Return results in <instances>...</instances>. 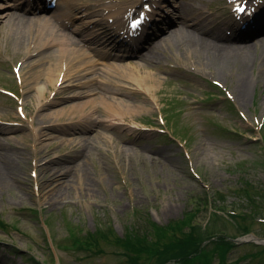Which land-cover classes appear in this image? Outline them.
Wrapping results in <instances>:
<instances>
[{
	"label": "rangeland",
	"instance_id": "1",
	"mask_svg": "<svg viewBox=\"0 0 264 264\" xmlns=\"http://www.w3.org/2000/svg\"><path fill=\"white\" fill-rule=\"evenodd\" d=\"M75 1L70 6L58 0L51 12L60 14L57 21L28 4L16 8L22 0H0V153L7 157L0 154V264H130L106 243L92 251L64 244L76 228L84 233L108 224L122 235L130 223L139 229L151 222L164 224L181 218L189 207L201 234L223 228L235 234L238 224L224 221L225 212L217 215L212 200L205 205L200 197L203 191H221L224 206L240 211L246 200L234 190L241 178L264 189V74L256 58L264 50L258 47L248 60L243 77L251 83L244 101L237 97L240 71L234 62L218 69L190 52L193 48L184 41L168 45L172 31L142 42L132 55L100 49L124 54L119 58H101L83 46V61L66 66L58 60V47L45 43L59 29L80 41L72 30H87L78 25L80 16L73 18L71 28L66 26L62 13L94 11L95 21L105 23L106 18L114 24L111 7L120 6L122 12L130 0ZM230 1L160 0L155 15L173 9L177 17L180 11L188 17L197 9L202 30L189 29L194 34L213 42L225 37L240 47L263 46L264 26L241 36L234 31L226 35L235 20ZM35 3L43 5V0ZM14 13L30 19V27L23 30L10 21ZM151 46L153 58L146 55ZM17 62L19 76L12 69ZM56 63L61 75L51 85L46 68ZM38 87H45L44 98H38ZM107 97L119 103L116 111L104 108ZM86 102L90 105L79 110L78 104ZM65 166L72 167L67 179L48 180ZM82 174L91 192L82 184ZM261 225L256 223L257 235H250L264 236ZM260 245L264 242H239L228 260L264 264Z\"/></svg>",
	"mask_w": 264,
	"mask_h": 264
},
{
	"label": "trees",
	"instance_id": "2",
	"mask_svg": "<svg viewBox=\"0 0 264 264\" xmlns=\"http://www.w3.org/2000/svg\"><path fill=\"white\" fill-rule=\"evenodd\" d=\"M234 194L241 197L242 201L246 200L245 203L243 201L246 206L239 208L243 210L237 211L236 206L227 209L224 206L226 196L221 191L212 194L203 191L200 199L205 205L212 200L217 215H220L219 211L225 212L223 217L227 218L224 221L236 222L235 234H229L225 228L201 234L200 228L192 222L196 212L189 207L183 211L181 218L168 220L165 224L151 222L148 228L139 229L130 223L122 235H118L108 224L105 228L97 227L84 233H79L80 229L76 228L75 232L71 230L67 237L68 244L64 246L92 251L101 243H106L116 247V253L130 264H237L236 260H228V254L235 247L228 236L254 230V218L264 211V204L257 200H264V189L241 178V185L234 190Z\"/></svg>",
	"mask_w": 264,
	"mask_h": 264
},
{
	"label": "bare ground",
	"instance_id": "3",
	"mask_svg": "<svg viewBox=\"0 0 264 264\" xmlns=\"http://www.w3.org/2000/svg\"><path fill=\"white\" fill-rule=\"evenodd\" d=\"M70 1L71 0H68L67 4L71 6L72 3ZM62 14H63V17L64 16L66 18L69 17V19L76 17V16L79 17V15L70 16L71 13L67 9ZM87 17H88L87 13H85L83 17H81L82 19L79 21L80 25L82 24V29L83 28L88 29L87 32L85 33V36L82 35L83 39L81 41L77 40L70 33L63 32V31L61 32L59 31L60 30L59 29L57 31L58 33H52V34H56L55 37L54 38L50 37L52 38V40L47 41L45 43L47 47H53V46L58 47L57 49V53L59 54L58 60L60 61L63 60V62H66V65H69L70 62L76 59H78V61H83L84 53H83V47H82L81 42L93 43L97 47H107V45H112L114 42L115 32L113 33L110 32L108 25L103 24L101 22H95L93 21L95 19H90ZM198 17L199 16L193 17L191 20L190 19L187 20V18L181 16L180 18L183 21L179 19V21L176 22L175 30L174 29L171 30L172 35L168 39L169 40L168 45H174V44L179 45L181 41H184L187 47L193 48V49L189 48L190 52L193 51L201 61L210 62L214 64L218 69H219V66L221 67L225 65L227 62H234L235 66L240 71L239 78L237 79V95H238L237 97L240 101H244L247 88L251 83V80L249 78L243 77L248 70V60L250 57H254L255 51H257L258 47L264 50V44L263 46L255 45L253 48L252 47L249 48V47H240L233 43L223 42L222 40L221 41L216 40L215 42L210 41L207 38H205L203 35H200L198 33L194 34L193 32H191V30H189V29H194V30L198 29V32H201L200 30H202V26L196 21ZM10 21L17 23L18 26H20V28H22L23 30L25 26L29 25L30 27V24H32L30 19L27 20L26 17L22 15H18L16 13L11 15ZM120 22H121V18L119 19V23ZM55 26L56 25L52 24V27H55ZM165 31H170V29H167ZM52 34L50 31L45 32V35L47 36H51ZM22 38L24 39L26 38V36L24 37V35H22ZM113 45H116L114 46V48H117V46H119V43L113 44ZM125 45L128 48L130 45H135V43L130 42ZM155 53H156V50L151 48L150 51L146 53V55L149 54L148 57L153 58ZM117 54L118 53H116V55ZM263 55L264 54L261 53L259 57H256L259 59L258 71L261 74H264ZM87 62L88 60L86 61V63ZM60 68H61V65L59 67L58 63L46 68V71H47L46 75H48L49 84L54 85L55 84L54 82L58 80V77L60 75L58 72L60 71ZM44 91H45V87L37 88V92L39 94L38 98L40 97L44 98L43 97ZM103 103H104V108L110 112L116 111V107L119 104L118 102L111 101V99H108V97L103 99ZM89 105H90V102H86V104L79 103L78 107H79V110H85ZM1 157L6 158L7 160L6 154L2 153ZM71 170H72L71 166H65L62 169L54 170L48 176V180L61 181L63 179H67L70 175L69 173ZM82 176L83 174L81 175V177ZM80 180H82V184L88 185L89 187L88 190L91 192L92 187L91 185H89L90 181L87 178L86 174L83 176V178H80Z\"/></svg>",
	"mask_w": 264,
	"mask_h": 264
},
{
	"label": "snow or ice",
	"instance_id": "4",
	"mask_svg": "<svg viewBox=\"0 0 264 264\" xmlns=\"http://www.w3.org/2000/svg\"><path fill=\"white\" fill-rule=\"evenodd\" d=\"M235 11L237 13H244L245 12V7L238 4V6L236 7Z\"/></svg>",
	"mask_w": 264,
	"mask_h": 264
}]
</instances>
